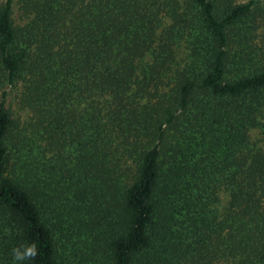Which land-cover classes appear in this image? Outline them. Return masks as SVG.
I'll use <instances>...</instances> for the list:
<instances>
[{
    "label": "trees",
    "instance_id": "trees-1",
    "mask_svg": "<svg viewBox=\"0 0 264 264\" xmlns=\"http://www.w3.org/2000/svg\"><path fill=\"white\" fill-rule=\"evenodd\" d=\"M16 2L0 83L53 153L13 156L2 93L0 264H264V0Z\"/></svg>",
    "mask_w": 264,
    "mask_h": 264
},
{
    "label": "rangeland",
    "instance_id": "rangeland-1",
    "mask_svg": "<svg viewBox=\"0 0 264 264\" xmlns=\"http://www.w3.org/2000/svg\"><path fill=\"white\" fill-rule=\"evenodd\" d=\"M237 1L243 2L246 0ZM22 9H20L16 0H13L11 18L15 25H22L28 20V15H25ZM263 34V24L260 22L256 36V41H258V43H260L259 41ZM173 52L175 53L176 59L181 60L183 56V48L180 44L174 47ZM26 86L27 83L21 81L13 85L0 83V99L2 93H4V105L8 110L13 125L11 139H13L12 143H15L16 147L15 149H12L11 152L14 157H18L19 154H39L40 157H43V159L46 160L52 155L53 151L51 150V146L47 145L49 144L47 136L40 131H35L32 127L33 120H35V114L34 111L25 104L24 94L27 92ZM249 133L252 143L263 145L264 140L257 129L250 130ZM128 179L129 177L126 180ZM218 196L219 201L216 207L219 210L226 201L227 193L224 190H221L219 191ZM213 264L228 263L223 259L215 261Z\"/></svg>",
    "mask_w": 264,
    "mask_h": 264
},
{
    "label": "clouds",
    "instance_id": "clouds-1",
    "mask_svg": "<svg viewBox=\"0 0 264 264\" xmlns=\"http://www.w3.org/2000/svg\"><path fill=\"white\" fill-rule=\"evenodd\" d=\"M38 255L39 249L35 243H24L11 250L14 264H27V262L36 261Z\"/></svg>",
    "mask_w": 264,
    "mask_h": 264
}]
</instances>
